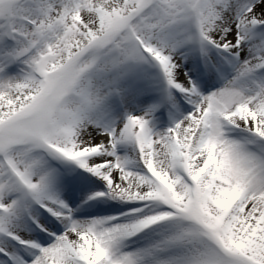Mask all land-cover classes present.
Listing matches in <instances>:
<instances>
[{
	"label": "snow or ice",
	"instance_id": "snow-or-ice-1",
	"mask_svg": "<svg viewBox=\"0 0 264 264\" xmlns=\"http://www.w3.org/2000/svg\"><path fill=\"white\" fill-rule=\"evenodd\" d=\"M0 264H264V0H0Z\"/></svg>",
	"mask_w": 264,
	"mask_h": 264
}]
</instances>
